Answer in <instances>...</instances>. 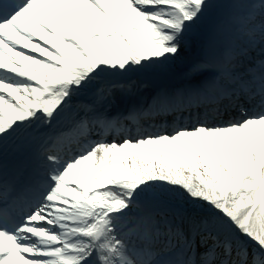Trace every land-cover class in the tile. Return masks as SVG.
<instances>
[{"label":"bare ground","instance_id":"1","mask_svg":"<svg viewBox=\"0 0 264 264\" xmlns=\"http://www.w3.org/2000/svg\"><path fill=\"white\" fill-rule=\"evenodd\" d=\"M141 1L146 3V0H103V2H105L104 7L111 17H113L115 21L124 24L128 34L130 33V36H134L132 39L133 45L135 47H150L152 44L148 43L146 40L138 38V36L147 31L157 34L159 27L154 28L144 20L145 15L142 11L147 8H144L145 6L140 3ZM69 3L68 0H61L59 2L61 5L60 7L63 8L61 12L59 9V12L65 18V28H68L69 33L73 34V32L79 31L88 32L92 29H96L97 32H102V34H108L109 32L113 33L116 31L113 23L110 22L96 6L84 0L75 6H72V4ZM149 9L155 11V13L153 15L151 14L149 17L157 18L160 20L159 22L165 17V13L163 11L155 10L153 5H149L148 10ZM54 12H56L55 9L52 13ZM50 25L51 28L57 32L59 26L57 24L52 25V23H50ZM31 26H33V22L31 23ZM31 29L33 30L32 27ZM34 31L36 33V36L34 37L38 39L51 41L56 38H52L53 35L47 33V31L42 32L43 35L39 38L38 33L41 31L39 29H34ZM157 36L160 43L172 44V49H169L170 46L163 48L164 51L162 52V56H165L164 58L173 59V62L188 59V53L183 54L177 47H175L177 43H182V40H180L181 38H178L175 35H167L165 33H159ZM135 37L138 39H135ZM101 42V37L91 40L89 43L90 52L95 50L96 46ZM123 44V41H121L122 46ZM230 44L232 45V43ZM25 45L28 47H36L35 44L30 42L25 43ZM187 45L188 50L192 48V45L189 42ZM18 47H21V45H18ZM254 48L262 49L264 48V45L261 42L256 41L254 43ZM62 49L68 54L70 51L72 52L74 62H79V60L82 61L81 53L78 51L79 48L76 45L73 48H70V51L65 47H62ZM151 49L155 51L156 56H160L159 52H156V49ZM44 54L45 56L43 60H36L30 56L15 51L9 53V51L2 49L0 46V66L5 65L15 67L16 70H23L32 76L36 75L35 77H38V80L42 81V84H39L36 87L32 86L31 89H26L28 91H24V88L16 87L14 83L12 85H2L4 88H0V94L6 91L8 95L5 97L0 96V135L3 130L8 128V124L12 122L14 123L16 120H21L17 127L26 126L27 128H32L34 130H49L54 132L56 130V125L67 123L72 119L71 110H75L76 112L80 108L87 109L89 107L97 106V104H101V107H103L105 102H108L110 105H116L118 102L121 103L125 100L126 95L123 92L112 90L104 95V85L101 87L100 81L92 83V81L83 78V75L77 73L70 75L72 76V80H75L77 84L84 85V87L86 85L87 89L82 88V90L80 89L81 87H77V89L74 90L77 93L76 96L71 97L69 100L66 99L63 93H68L69 91L72 93V88L69 89L68 87L67 90H63L67 87L66 85L70 86L67 82L64 86H53L52 89L51 87H47L49 85L47 82H52L51 80L53 79L60 80L59 76L62 75V71L55 69L56 65L52 64L51 60L48 62L47 56L57 58L54 54L49 51H45ZM206 55L207 50L203 52V56L206 57ZM139 57L143 62L152 60V57L149 58L144 55ZM235 62V60H231L229 65H234ZM213 69V67H210L209 70ZM31 72L33 73L31 74ZM195 77L198 78V76ZM77 84H75V86ZM44 87L51 91L53 96L46 97L42 105H38L39 103L36 98L41 97L45 92V90L42 89ZM205 91H208L212 95V98L219 94L217 87L210 88L209 86H205ZM61 93L62 97L60 98ZM256 96L257 101L263 104L264 94L258 92ZM56 100L57 104L52 106ZM87 100H89V102H87ZM91 100H94V103H92ZM231 100L232 102H229L227 105V108L229 109L230 107L231 111L223 107L225 103H215L210 107V115L218 110L220 114H225L229 111V116L232 115L234 109L233 106L240 105L241 108L237 115H242L244 118L246 117L247 120H254L253 118L255 117V114L248 111L252 109L250 97L241 94L240 97L237 96L233 99H229V101ZM62 101L65 103L63 106H61ZM157 101V99L151 100L150 104H148L155 108V105L151 103ZM37 106H41L44 109L43 112L39 113L37 111ZM59 106H61V109H58ZM152 107L149 106L148 111L154 110ZM242 109L246 110L243 111ZM68 110H70L69 113ZM28 111H31L29 119L26 118ZM146 114L149 115V113ZM198 118H200L199 121L201 124L206 125L205 128L187 130L173 136H163L154 140L151 139L150 141H139L136 144L127 143L121 147L113 145L107 146L106 152L105 150H99L98 156L100 158L98 159V162L102 161V163L99 164L100 170H112L115 182L117 185L121 186L122 191H136L135 187L136 184H138V179L134 180L131 177V174L135 171L141 173L143 175L142 178L145 181H149L148 183L150 184L155 181L164 183L170 182L173 184L174 181H177L178 178L185 175L186 169L193 172L198 168H202L203 170L205 169V173L215 169V171L220 174H224L222 172L225 170L226 175L230 176L226 177V180L224 179L225 183L221 184L222 188L228 192L231 185V175L236 174L240 176V180H245L247 185L250 186L248 187L250 197L247 202H253V198L258 194L259 184L262 185L261 190L264 192V172L262 173V176L255 174L260 166L264 170V121L259 124H256V122H250V124H248V127L250 128L246 130L245 128L247 125L241 127H229L227 123H225L224 126L227 125L228 128L216 130L213 126L208 127L210 124H215V119H213L211 123L209 118H206V114H204L203 117L201 113ZM234 119L235 118H233V121H235L234 123H239V120ZM228 120H230V118ZM167 143L173 145L172 148L175 150H169L166 148ZM8 145H10V143L5 144L3 147L5 148ZM43 149H46V147ZM178 151H183V155L177 153ZM46 152H48V150H46ZM132 155L141 157V159L139 160L131 157ZM145 157L153 158L154 165L151 166L153 172H150L145 167V160L142 163L139 162L132 166V163L135 161H141ZM149 162H151V160H149ZM88 164L89 165L83 167V169H81L82 167H79L75 172H72L70 179L74 178L82 188L86 189L88 186L93 189L96 187L97 178L95 177H98V175H90L89 169L91 163ZM132 168L134 169V172H131ZM244 174L245 176H243ZM260 179H262V184L259 183ZM208 180L214 183L218 182L214 177H210ZM50 183L51 180H47L46 184L49 185ZM195 187H197V185H195ZM143 190L147 191L150 190V188L147 185H144ZM62 195V197L56 199V203L61 206L53 209V211L58 210L57 212H54L56 216L63 211L66 212L62 217V220L64 219L65 222V232L55 234L54 237L57 238L55 242H49V240L46 241L47 239L45 235L57 232V230L53 229V226H46V231H39L34 236L35 241L43 240L42 242L44 243L39 244L41 245L40 248L43 249L56 245L60 246V249H55L56 251H54L52 255H44L40 251L41 253H30L29 255H26L27 259H19L13 258L18 250V245L13 243L8 245L0 243V264H62L63 262L67 263L69 261H75L78 264H104V259L106 257H111V259H113V250L115 249V244L117 242V240L115 241L116 226L121 223L126 224L134 214H136L134 217L135 220L137 216L142 215L149 210L160 208L156 202H148L140 206L130 207L129 204L122 206L119 205L118 202H112L114 198L113 196L105 193L103 195L99 192H95L91 199H87V197H80L79 193L77 194L76 189L73 190L71 188H67ZM177 195L183 200L189 201L191 204L193 199L200 198V192L198 189H195L193 192L182 189ZM63 197H65V199ZM82 207H84L82 213H85V210L90 208L88 215H91L92 219L88 222L83 220L82 214L81 216L78 215ZM77 210L78 212H76ZM168 221L169 220H161L157 223L166 227ZM238 222L240 223L241 219H238ZM88 223H90V227L88 229H83V226ZM147 223L152 226L153 221L149 218ZM157 225L158 224H155L154 227ZM176 225L177 230L167 229L164 233H155V235L151 230L146 231V233L149 234L148 238H156L160 241L163 238L169 240V243L166 246H164L165 242L157 244V247H155L156 244H153L155 250L153 249L154 251L152 253L160 255L158 260H163V258L170 253L168 251L175 247L176 242H178V236L183 235L186 232V234L190 236V239H193V245L197 244V248L199 249L206 247L207 251L203 254H198L194 251V253L186 259L185 264H264V258L260 256L256 249L246 248L243 244H237L236 246L233 245L230 233L223 234L218 242L212 240L209 237V233H211L210 228L213 225V222L209 219L183 215L178 217ZM123 229H125V227H123ZM85 232L90 233L88 239L82 237ZM141 232L142 231L138 229L133 230L131 231V236L141 237ZM24 233L25 231L19 232V236H22ZM143 235L144 237L146 236L145 232ZM30 238H32V235L26 237L28 242H25V244L30 248H34L38 244L29 241ZM68 244H70L69 247H76L79 254L75 257H69L71 260H63L61 263V259L67 258L64 254V248ZM161 244L163 245L160 246ZM11 248L13 254L8 258L7 253ZM132 248H135V246ZM192 248L193 247L190 249ZM135 251H137V249H135ZM187 253L189 254V252ZM140 258H142V261L140 259L139 264H145V261L143 260L144 256ZM162 264H169V262L165 261ZM170 264L177 263L172 262Z\"/></svg>","mask_w":264,"mask_h":264},{"label":"rangeland","instance_id":"2","mask_svg":"<svg viewBox=\"0 0 264 264\" xmlns=\"http://www.w3.org/2000/svg\"><path fill=\"white\" fill-rule=\"evenodd\" d=\"M254 1L261 4L254 5ZM142 4L145 6V9L147 8L143 10L145 13L144 20L154 28L159 27L158 35L159 33H165L181 38L180 40H182V43H177L175 46L181 53H187L188 42L193 43V45L195 44L188 53V59L173 62V59L164 58L165 56H162V52L164 51L163 48L170 46L169 49H172V44L160 43L157 34H153V32L150 33L149 31L141 33L138 38L146 40L152 45H150V47H135L132 41L134 36H130V33L127 35L128 32L125 25L118 22V24L114 25L123 29L121 37H116L111 32L102 34L99 33V31L97 32L96 29L91 28L92 30L88 32L79 31L75 33L71 40L68 38L70 46L73 47L77 45L80 50L82 61L79 60L78 64L74 62V59L69 58L73 57L70 49L69 54L66 52L65 56H69L66 59L64 58L65 56L59 54V52H63L62 47H65L62 38L68 37L62 34V37L58 41L51 42L50 46L52 47V52L57 56L58 61L61 60L66 63L65 65L62 62H55L52 64H56L58 68H55L62 71V73L63 71H68L66 70L67 66V68L72 69L75 73L90 78L93 82L95 78L98 79L101 77L106 78L108 81L115 79L126 81L127 78L141 75L144 79L149 78L148 82H152V88H155L158 84L157 82L160 84L162 81H167V78L177 79L180 74H183L181 77L185 79L190 74L201 72L197 70H205L206 65H196L195 72H192L193 70L187 72L185 69L189 68L187 67V63L190 62L189 59H192V62L196 61L193 56L194 52L199 54V52L205 48L203 44H206L212 47L211 53L213 47L214 53L218 56H221V54L216 51V48L219 52H223L224 49H227L229 50L230 56L237 57L236 60H243V64L239 65L236 68L237 70L230 72V75L234 77V75L239 72L245 73L246 75H242L244 79L241 83L236 79L229 82L230 88L232 87V89L237 91L240 86L247 85V87H249L252 83V81H249V78H251L253 82L256 81L260 87L264 88V50L256 51L251 48L252 43H250L253 39L264 42V0H146V3L142 2ZM149 5H153L155 10L165 13V17L162 18L161 22H159L160 20L157 18L149 17L151 14L153 15L155 13L153 10H148ZM258 12H261V14H258ZM252 17L253 20L250 19ZM114 29L116 28L114 27ZM228 34H230V40L235 42V47L225 45V37H228ZM100 37L102 42L96 46L95 50L90 52V41ZM138 38L135 37V39ZM121 41L124 43L123 46L121 45ZM36 45H38L41 50L49 49L47 46H43L40 41ZM151 48L156 49V52H159L160 56H156L155 51ZM30 55L38 60L40 59L41 51H31ZM138 55H144L149 58L152 57V60L143 62ZM247 76L250 77L248 78ZM139 83L141 82H136V80L128 82V87L122 84V90L130 93L134 88L138 87L137 89L139 92ZM166 83L170 84L168 82ZM149 87L150 86H146L145 88L148 92L142 93L143 100L150 97L153 89H149ZM123 104H125V102H123ZM236 111L237 110H235V112ZM167 146L170 145H166V147ZM98 153L99 152H97V154ZM181 153L182 152H180V154ZM144 160L145 159H142L140 163ZM88 163H92V161L88 160ZM138 163L139 161L134 162L132 166ZM83 166L85 165L83 164ZM204 170L198 168L191 172L186 169L185 175L178 178L176 181V187L174 189H166L162 186L152 187L150 195L146 196L145 200L153 199L163 201L164 199L159 196V194H162L164 198L168 197L170 199L171 204L178 208L180 213H186L185 215L197 213L196 210L201 214L205 211V213H208L205 217L214 222L210 230L212 231L211 234L213 239L216 240L222 234L230 232L233 241L237 243H248L251 245L250 242H252L257 246L263 247L264 192L261 190L262 185H257L258 194L253 198V202L248 203L247 200L250 197L248 187L250 186L247 185L245 180H240V176L236 174L231 175L230 190L226 192L221 184H224V179L226 180V177L230 175H226L225 170L222 172L224 174L218 173L215 169L207 173H205ZM108 171H110V169ZM263 172L264 170L260 166L255 174L262 176ZM243 176H245V174ZM132 177L136 179L138 173H133ZM210 177L216 178L218 182L214 183L208 180ZM141 179L142 176L139 177V181H141ZM259 183L262 184V179L259 180ZM140 184L141 183H138V188L141 186ZM195 185H197V187H195ZM111 186L112 185H109V188L106 187L107 191L114 192L118 190L117 186H112V188ZM194 187L199 190L200 198L193 199L192 204L178 197L177 193L182 189L193 192L195 190ZM85 191L86 190H84V192ZM130 195L131 193L128 194V197H130ZM194 215L202 217L199 214ZM238 219H241L240 223ZM246 237L249 242L246 241Z\"/></svg>","mask_w":264,"mask_h":264}]
</instances>
